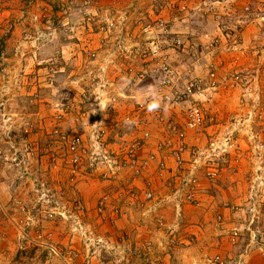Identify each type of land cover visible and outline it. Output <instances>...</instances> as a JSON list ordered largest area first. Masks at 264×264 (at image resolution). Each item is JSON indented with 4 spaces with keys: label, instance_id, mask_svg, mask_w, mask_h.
I'll return each mask as SVG.
<instances>
[{
    "label": "crops",
    "instance_id": "obj_1",
    "mask_svg": "<svg viewBox=\"0 0 264 264\" xmlns=\"http://www.w3.org/2000/svg\"><path fill=\"white\" fill-rule=\"evenodd\" d=\"M4 1L6 3L5 8L0 9V38L4 37L5 31L8 30L11 24L12 26H15L14 35L10 36L6 41L10 43V41L15 40L17 38L15 35L19 36L20 40H22L25 34L24 32L21 33L20 30H24L26 24L29 22L31 25H36V21L39 23L38 19H36L39 17V10L35 12V18H32L35 14L34 9H37L36 7L40 3L43 4V1L45 0ZM93 1L95 12L97 10L98 13H102L104 9L112 10L110 8V2V6L108 7V2H105V0ZM162 1L163 2L159 5V11H161L158 15H162L173 22L176 20L174 29L176 32L184 34L187 38H189V36L186 35L188 34L187 32L193 33L194 35H190V40L197 42L198 44L207 43L211 38L216 36L222 37L223 41L220 48L212 54L205 55L201 50L199 53L196 51L190 53L187 49L184 51L172 52V63L178 77L177 85L184 87L186 82L194 77H201L205 82H208L210 80V73L213 70H216V81L217 85H219L217 91H209L205 96L206 104L209 107L210 112L216 116L217 124L202 130H189L186 133L188 150L184 154L185 171H183V173H186L194 165V151L196 149L205 148L208 142L213 138L221 139L229 129V118L237 109L238 98L240 96V89L238 87L234 89L229 87L235 74L242 75L244 77L243 85L251 84L249 86L253 89H256L257 86H259V82L260 84H264V81H262V75L264 76V58L259 55L261 52V50L259 52V46L261 45L260 41L264 37L263 27L261 26L264 24L258 19V13H260L261 10H264V0H221L219 4L222 5V12L221 10L220 12L223 13L225 17L228 16L227 18L223 19L222 16H219V18L212 23H207V19L209 18L208 14V17L203 21H195L192 23L191 19L188 18L187 21H189V23L186 24L187 30H183V28L181 29V26L185 24L183 23L185 20L181 21V16L172 17L171 15L173 13H176V15L179 14L178 7L175 5L174 1ZM76 2L84 4V0H76ZM118 2L115 6L119 11L122 6L120 4L122 0H120V3ZM205 2V0H187L188 9H195V11H200L198 13H203L204 15V11L208 10ZM131 5L135 7H133L134 12L135 9L141 8V6H136L134 3H131L130 6ZM247 5H251L252 13L245 11ZM27 14H31L32 17L25 18ZM53 14H55V19L56 16H60L57 20V22L60 23L58 26L59 30L57 28L59 32L57 31L52 40L41 45L34 56L36 60L33 59L30 63L28 58H25L29 62L28 67L30 68L34 66L39 60L54 56V53L57 51L60 52V50H64L62 51L65 53L64 56H70L68 58L74 57V63L67 67V74L76 75L78 74L76 71V68L78 67H75L78 64L77 59L82 61L80 47L82 46V49H84V44L82 42L79 44L77 43V37L79 38L80 34H85L84 27H82L81 24L79 28L77 27L78 23L82 22L83 12L80 11V8H76ZM151 16L155 17V15H150V17ZM233 16L237 17L235 18ZM107 18L108 17L105 19ZM232 19L237 20L236 26L237 24H240L242 27V36L239 35L238 32H223V26H221L223 21ZM229 34L231 35V38L228 39L227 36H229ZM103 35V33L94 35L95 37L89 47L98 51V47H102L105 44L106 48L108 40L112 39H106ZM236 35H239L245 44V49L247 50H245L244 54H241V52L237 50L232 51L228 48L232 43L233 37ZM78 46L80 50L74 51L75 47ZM102 50L103 48L101 51ZM57 55H60V53ZM27 57H29V55ZM81 64L79 63L80 67ZM33 68L38 69L40 67L34 66ZM259 74L261 77L258 82ZM73 79L77 80L79 78ZM255 83H257V85H255ZM88 86L89 85H84V83L81 82L80 85H71L70 88L74 93H77V96L81 97V95L92 91ZM119 86V92L121 93V91H125L129 94V98H119V113H116L115 115H130L135 121H139L140 124L136 125L135 123H132L130 129L122 130L121 128L118 131H111L110 141L113 150L120 151V147H125V145L139 136L142 133V130L147 129L151 132V136L139 153L140 158L146 162L147 166L143 174L139 177H135L130 171L122 169L118 172L117 179H104L103 182H101L99 179H92L91 177L95 174L102 176L104 169H89L88 163H85L80 177L74 184L75 186L77 185V192L87 206V214L89 217L96 216L97 205L99 200H101L100 198L102 195L111 192L109 196L114 197L119 191L130 189L136 193V196L133 199H129V203L125 206V213L108 229L106 228L109 226L108 224H102L104 226L103 228L106 230L105 232L108 233L110 238H112V241L119 243V241H123L125 237H131L134 242L139 240V242L142 243L146 240H151L155 243L166 244L156 229L157 221L155 218L158 216L157 214H160V216L168 218L170 223L176 228L178 244L175 249L182 251V248L189 246V239H193L191 236L196 235L199 239H202L203 236L211 238V241H209L211 243L209 245H205L206 243H204V241H199L201 244H204L202 246L205 249H209V247L212 246V249L215 252L220 251L224 254H228L230 251L237 252L238 250L239 252L243 250L244 243H240L238 246L230 244L228 234L232 229L240 226L244 227V224L246 225L248 222L245 212L243 208H241L246 201L243 200L246 193L245 189L247 187L246 185L244 186V182L247 184V174L249 170H251L252 161L250 158L251 154L247 152L246 139L242 138L244 152L241 154L242 159L240 162H230L218 180H208L205 176L204 170L199 169L198 177L200 186L197 196L200 204L191 205L183 201L181 196L176 194L180 193L177 189L181 186L183 174L177 168L174 158L169 153L158 150V143L161 142L166 133L156 120L155 108L152 107L147 113L143 112L140 113L139 116L137 115V113H139L137 112V103L144 99H148L151 95L154 96V93L157 91V85H144L143 83L137 82L133 85ZM261 86L264 87V85ZM262 93L264 97V91ZM53 94L54 95L45 99L49 101H56L59 99L58 91L57 93L53 92ZM80 97L79 99L76 98L78 105L80 104ZM161 100L162 99L159 96L155 95L154 102H161ZM11 103L15 106L11 111L16 116V122L22 121L20 127L23 126V122L24 120L26 121L27 118L31 119L34 125H36L32 134L29 136V148L32 151L30 154L33 156L35 155L37 152L36 150L39 147L38 145L43 144L42 140H44L43 137L45 134H48V138H52L51 142L53 147L50 150H47L45 156H40L41 159L38 160L39 163L34 162L32 166L29 167L28 161H25V159L22 158V161H24L26 165L25 168L31 169L33 174L40 172V177L47 175L49 179L47 183L55 189L62 186L67 188L66 182H64L62 178L70 176V163L66 156V147L62 144H57L59 142L58 140H55L56 136L51 134L55 123L52 121L49 111L43 110L42 105H36V107L34 106L30 112H24L22 105L20 106L15 94L12 96ZM188 104V102H183L179 105H171L170 107H165L163 112L165 115L171 116L178 122L183 123L185 120V109ZM145 123H148V125L146 126ZM62 125L67 130L82 133V129L76 126L73 118L66 119ZM261 127L262 130H264V123ZM40 134L43 135L41 139L39 137ZM36 140H38V142L40 140L41 143L38 144ZM21 147L23 148L19 149L21 154L26 155V150L28 151L27 145L25 144L24 146V144H22ZM41 150L43 151V149ZM48 154H50V156H48ZM151 156H154V159L151 160ZM160 162H163L167 166V170L164 171L162 175L158 170ZM149 190L155 195V199L152 201H146L145 193ZM0 210V226L2 227L0 229L5 230L0 234V261L2 260L1 263H5L8 262V255L12 254L7 251V248L12 247L2 241H5L8 238V236H6L8 229H10L12 233L13 230L11 226H7V224H9L8 221L4 223L6 226L3 228L4 226L1 220L6 216L15 217L8 213L5 205H0ZM220 215L222 216V222L220 221L221 226L219 228L218 222L214 223V221L215 219H219ZM60 228V225L57 227L56 225L50 227V229H54L53 231L59 230ZM67 243L68 241H65V244ZM13 248L15 249L16 246ZM249 264H264V256L257 253V251L252 252Z\"/></svg>",
    "mask_w": 264,
    "mask_h": 264
},
{
    "label": "built area",
    "instance_id": "obj_2",
    "mask_svg": "<svg viewBox=\"0 0 264 264\" xmlns=\"http://www.w3.org/2000/svg\"><path fill=\"white\" fill-rule=\"evenodd\" d=\"M178 10L185 11L188 9L187 0H173ZM208 7L207 11H215L217 4L221 0H205ZM57 7L64 12L66 10H73L80 8L83 12V19L78 23L77 27H84L85 34H80L77 40L79 42H87L94 35L103 33L106 39H114L115 44L113 48L106 53L105 61L114 63L117 61V66L124 69L126 74L134 82H144L148 78L155 81L153 85H157V91L154 96H149L137 103V115L140 113H147L152 107L155 108L156 120L158 124L165 128V137L158 143V150L169 153L174 158L177 168L183 174L181 179V186L176 193L181 196V199L191 205H199L200 201L197 196V191L200 186L198 177L199 169H204L206 178L210 181L218 180L224 170L226 169L230 157L236 162L242 159L243 152L242 138L246 139L247 151L251 154L252 163L254 165L253 171L250 174L249 180V215L250 221L247 228L249 232V242L243 253L237 257H224L223 255H216L210 260L211 264H247V258L254 247H259L260 251L264 252V230L254 229L253 225L260 220L264 214V139H261L262 132L255 129V120L262 118L263 111L261 109L260 94L264 91L263 87L258 83L259 91L254 96L255 92L252 87L244 84V77L237 74L233 77L229 84L232 89L238 87L240 89V96L238 98L239 109L235 111L229 118V129L221 139L213 138L208 142L203 149H196L194 151V165L186 173L184 154L188 150L186 142L187 130L206 129L217 124L216 116L213 115L206 104L205 96L209 91H217L218 86L216 81V70L211 71L210 80L205 82L201 77L190 78L184 87L177 85L178 77L172 63L173 51H184L189 45V50L199 53L201 50L205 55L212 54L220 48L222 44V37L216 36L211 38L207 43L198 44L197 42H189L188 38L179 32H176L175 21L166 19L162 15L155 17L141 18L135 22V30L131 33L122 31L114 22L109 21L101 23L98 27L96 23L97 13L90 0L84 1V4L78 3L75 0H56ZM0 0V7H2ZM245 10L251 11V5H247ZM43 21H45L50 29L49 31L36 30L35 35L26 37L30 47L37 50L39 44L52 40L57 28L51 14H44ZM126 16V15H125ZM258 19L264 24V10L258 13ZM79 28V27H78ZM95 28L99 30L95 32ZM120 29V32H119ZM118 30L120 34L114 35ZM124 30V29H123ZM224 37V35H223ZM231 38V35L227 36ZM240 37H233L230 50H238ZM27 42L24 43V48H27ZM28 45V46H29ZM86 45V52L91 56H96V53ZM202 48V49H201ZM30 49V48H29ZM21 55L26 56L28 50L23 49ZM241 54L245 53V49H240ZM264 58V45L260 52ZM63 57L56 55L42 60L38 65L40 68L31 69L25 74L24 86L27 97L30 103H39L50 113L52 121L55 126L51 134L56 136L58 142L66 147L69 163L70 176L69 180L74 184L80 177L85 163H88V168L95 170H102L104 178L109 179V174L117 169H124L130 171L135 177H139L146 169V162L140 158V150L146 144L151 136V132L147 129L142 130V133L137 136L125 147H120V151H114L110 141L111 131H118L121 128L131 124L133 117L130 115L118 116L119 98H129V94L125 91L117 92L116 87L107 85L108 81L102 79L98 85L91 86L92 91L83 95L77 96L74 91L68 87L64 89L61 98L58 101H49L46 103L42 86H50L52 90L58 88L55 83L57 76L66 71V65L62 63ZM44 71L47 78L44 80L49 85H42L40 76ZM262 81H264L262 77ZM52 84V85H51ZM71 86V85H69ZM115 86V85H114ZM6 81L0 87V117H2L3 127L7 132V137L12 142V131L14 123V113L11 111L9 105V89ZM112 88L111 90H109ZM262 89V90H261ZM155 95L159 96L161 102H154ZM252 96V97H251ZM81 98L80 104H77V99ZM251 97V102H250ZM77 98V99H76ZM183 102H188L185 109V120L182 124L171 116L165 115L163 110L165 107L171 105H179ZM252 110H246L247 105H250ZM73 118L77 127L83 126L88 130L90 141L88 142L84 135L79 132H73L64 128L62 123L66 119ZM88 124V127H86ZM146 126L148 123H145ZM36 125L27 124L22 129L24 140L27 142L29 136ZM18 152V148L14 147ZM193 152V151H192ZM30 153H28L29 155ZM150 159H154L151 156ZM159 173L162 175L167 170L166 164L160 162L158 166ZM127 195L131 198L136 196V193L128 189ZM122 191L119 194V201L122 202L113 207V210L119 211L120 207H124L127 203L124 199ZM44 196H48L44 194ZM147 200H154L155 196L152 191H146ZM130 198V199H131ZM100 203V211L104 212L107 206L111 203L109 196L104 195ZM111 205V204H110ZM79 209L83 211L85 207L79 203ZM75 221L76 229L81 231L83 240L86 242L88 251L95 246H105L104 239L92 236L90 230H85L82 222L78 216L70 215ZM163 226V223H160ZM244 234L238 228L230 232L229 240L233 245L237 244ZM172 236V234H171ZM177 236L174 234L170 237V242L174 246L177 244ZM47 247L60 254L59 250L52 244ZM156 244L152 241H146L137 248L140 256L142 254L154 257L156 253ZM69 252V251H68ZM66 258L64 259V261ZM66 261V264H71Z\"/></svg>",
    "mask_w": 264,
    "mask_h": 264
},
{
    "label": "rangeland",
    "instance_id": "obj_3",
    "mask_svg": "<svg viewBox=\"0 0 264 264\" xmlns=\"http://www.w3.org/2000/svg\"><path fill=\"white\" fill-rule=\"evenodd\" d=\"M2 1V7L0 9L5 8V1ZM76 1V0H75ZM87 1V0H84ZM93 7H94V1L90 0ZM105 2H108V7L110 6L109 2L111 3L110 8L112 10H105L102 13H97L96 16V23L94 25H97L95 27H98L100 22L105 23L112 20L117 26H123L120 28L122 31L131 33L135 30V22L138 21L141 18H148L150 15L157 16L159 14V5L162 3V0H122L120 3V0H105ZM120 3L121 9L118 11L116 8V4ZM131 3H134L136 6H141V8L135 9V12L133 10V5L130 6ZM188 6V4H187ZM220 4H217L215 11H204L203 13H198L200 11H195V9H187L185 11H180L179 14L176 15V13L171 14L172 17L175 16H181V21L185 20L183 23H185L183 26H181V29L187 30L186 24L189 23L188 18L191 19V22L195 21H203L205 18L208 17L207 23L215 22L219 18V16H222L223 19L227 18L222 12ZM114 7V8H113ZM37 9H34V13L39 10V17L38 19L39 23L36 21V25H31L30 22L26 24V28L24 30H20L21 33L24 32V36L22 40H20L19 36L15 40H12L7 42L6 40L14 35L15 26H12L10 24V27L7 31H5V35L3 38H0V87L3 84L4 81H6V84L8 85L9 89V105L10 108L13 110L15 106L12 105L11 99L12 96H14L17 99V101L20 103V106L22 105V108L24 112H30L31 109L36 107V105L40 106L39 103H30L24 86V80H25V74L27 72H30L31 69L38 65L42 60L37 61L34 66L28 67V63L36 58L34 57L36 55L37 50L41 47L42 44L46 42L40 43L37 50L33 49L29 45V41L25 40L26 37L34 36L36 33V30L39 29L41 31H49L48 29L49 25L43 21V15L44 14H51L54 22L55 27L58 28L60 25L57 20L60 16H56L53 13H60L61 10L57 7L56 0L43 1V4L40 3L37 7ZM135 8V7H134ZM221 10V12H220ZM33 11V10H32ZM246 12L252 13L253 11H247ZM31 13V11H30ZM134 13V14H133ZM181 14V15H180ZM208 14V15H207ZM36 13L31 16V14H27L25 18L32 17L35 18ZM126 15V16H125ZM253 15V14H252ZM108 17L107 19H105ZM152 17V16H151ZM237 17V16H233ZM221 19V17H220ZM236 19L223 21L221 26L223 32L233 31V33H239V35L242 36L241 32V26L240 24L236 26ZM18 24V23H17ZM79 27V26H78ZM229 27V28H228ZM263 27V34H264V25ZM18 28V27H17ZM63 28V27H61ZM119 29V32H120ZM231 29V30H230ZM59 30V28H58ZM57 30V31H58ZM59 32V31H58ZM95 32L98 33L99 30L95 28ZM118 30L115 32L114 35L120 34ZM189 36V42L192 43L190 40V35H194L191 32H187ZM238 35V36H239ZM264 36V35H263ZM95 36H93L91 39L87 40V42H82L84 44V49H82V46L79 48L75 47L74 51H81L82 54V61L77 59V66L76 68L78 74L76 75H68L66 68V71L63 73H60L57 76V82L55 85L58 86L57 89L52 90L50 86H42V93L44 95V98H47L51 95H54L53 92L57 93L59 95V99L62 96V93L64 89H67V85H80L81 82L84 83V85H89L88 87L91 88L93 85H98L101 80L104 78L108 81L107 85H113V87L120 88L119 85H133L137 82L131 81V78L126 74L124 69H120L117 66V61L114 63L110 61H105L107 58V54L114 46L115 40H108L105 48V44L102 47H98V51L96 49H92L96 56H91L86 52V45H91L93 39ZM27 42V48H24V43ZM239 42L238 50L245 49V44L241 40ZM79 44V40L77 41ZM261 45L259 46V52L262 50V47L264 45V37L260 41ZM244 44V45H243ZM93 45V44H92ZM242 45V46H241ZM229 47V46H228ZM30 48V49H29ZM103 50L101 51V49ZM189 45H187V50H189ZM23 49L28 50V54L26 56L21 55V52ZM106 49V51H105ZM247 50V49H245ZM60 50L55 52L54 56L60 53L61 57H63L62 63L68 67L69 65H72L74 63V57L68 58L70 56H64L65 53H63ZM83 52V53H82ZM191 53L192 51L189 50ZM248 54V53H247ZM29 55V57H27ZM79 55V54H78ZM77 55V56H78ZM52 56V57H54ZM25 58H28L26 60ZM81 64V67L79 65ZM264 66V65H263ZM262 70V69H260ZM231 73V72H230ZM241 73V72H238ZM264 74V73H263ZM237 75V73L235 74ZM261 75H258V81ZM263 79L264 76L262 75ZM47 78V74L42 71L41 72V82L42 85H49L44 80ZM73 78H79V79H73ZM146 81V82H145ZM144 82L138 81V83H143L151 85L154 84L155 81L151 78H148ZM52 85V84H51ZM115 85V86H114ZM184 85V84H183ZM251 85V84H249ZM257 85V83H255ZM260 85H264L261 83ZM110 88L109 90H111ZM264 88V87H263ZM255 92L254 96L258 93L259 87L257 86L256 89H253ZM262 90V89H261ZM44 91V92H43ZM117 92H119V89H117ZM75 94H77L75 92ZM250 97V102H251ZM261 98V109L263 111L262 118H257L255 121L256 130L262 132L261 139H264V130H262V124L264 123V97L263 93L260 94ZM57 99L56 101H58ZM46 103H50L49 100H46ZM55 101V102H56ZM54 102V100H53ZM206 102V101H205ZM237 104V109L238 110ZM43 110L48 111L45 109V107H42ZM246 110H252L251 104L247 105ZM234 113V112H233ZM27 118V120L23 122L24 124H34L31 119ZM22 121L16 122V116L14 117V125H13V131H12V142L7 137V132L5 128L3 127L2 123V117H0V205H5L8 213L12 214L15 218L6 216L4 219L2 218V224L3 228H5L6 223L8 221L9 224L7 226H11L12 231L8 229V233L6 236L8 238L5 241L8 246H11L12 248H7V251H9L8 255V262L1 263L0 264H66V261H69L71 264H211L210 260L215 257L216 255H221L220 251H214L212 249V246L209 247V249H205L199 241H204L206 243L205 245H209L211 242V238L207 236H203L202 239H199L196 235H192L191 237L193 239H189L190 244L187 247L182 248L183 250L175 249L176 245H172L170 242V237H172L174 234L177 235L176 228L173 226L172 223H170L169 219L163 216H160V214H157L158 216L156 219V229L160 233V236H162V240L165 241L166 244L162 243H155L157 247L156 253L152 259V257L149 258V256H146L142 254L141 256L137 253L139 252L137 248L141 246L142 244L146 243V240L144 242L138 241H132L131 237H125L123 241H119V243H116L115 241H112V238L108 236V233H106L104 226L102 224H108L109 226L106 227L107 229L113 226V224L121 217L126 210V205L129 203V199L131 197L127 196L130 195L128 193V189L121 190L123 194V198H126V205L124 207H120L121 210L116 211L113 210V207L118 206L122 201H119V194L121 191H119L117 194L114 195V197L109 196V199L111 201V205L109 204L107 208L104 210V212L100 211V203L102 201L99 200V203L97 205V213L96 216H90L87 214L88 209L86 204L83 202L81 196L77 192V188L75 184H72L69 180V176H65L62 178L64 182H66V187H60L58 189H55L53 186H50L47 181L49 180L47 175L40 177V172L38 173H32L31 169L25 168V162L22 161V158L25 159V161H28L29 167L32 166L34 162L39 163L38 160H40V156H45L47 153V150H50L53 147L52 144V138H48V134L44 140H42V145H38V149L35 151V155L33 156L28 153L32 152L30 150V141L26 142L23 138L22 134V127H20V123ZM132 123H135L136 125H139V121L132 120ZM131 123V124H132ZM131 124H127L122 130H127L131 128ZM88 127V124L87 126ZM80 129H82V133L85 137V139L89 142L90 136L88 130L84 129L83 126H80ZM51 130V129H50ZM33 132V131H32ZM32 134V133H31ZM43 135L40 134V139ZM38 139V138H37ZM57 141L58 139L55 138ZM24 141V142H23ZM38 142V140H36ZM41 141L39 140L38 144H40ZM25 144L28 147V151L26 150V155H22L20 152L21 145ZM57 144H61L60 142ZM18 148V152L15 151L13 148ZM56 148V146H55ZM25 149V147H24ZM43 149V151L41 150ZM50 152V151H49ZM244 152V149H243ZM242 152V153H243ZM248 152V151H247ZM42 153V154H41ZM249 153V152H248ZM50 156V154H48ZM44 159V158H43ZM232 159H229V164ZM252 160V159H251ZM254 168V165L251 161V170H249L247 174V184L244 182V186L246 185V193L243 200H246L244 204L241 206L243 208L246 218L248 219V222L246 225L244 224V227H236L241 228L244 231V240L240 243H244V246L246 243H248L249 237H248V226H249V180H250V174L252 173ZM120 169L115 170L111 174H109V179L107 180H114L117 179V174ZM127 171V170H126ZM145 171V170H144ZM143 171V172H144ZM103 176V175H102ZM98 174H95L92 179H99L101 182H103L104 176L102 177ZM39 180H38V179ZM88 192V189H87ZM86 192V193H87ZM197 191V195H198ZM44 194H47L48 196H44ZM68 194V196H67ZM67 196V197H66ZM155 196V195H154ZM134 198V197H133ZM131 198V199H133ZM155 199V198H154ZM146 201H150L147 200ZM79 203L85 207L83 211L79 209ZM247 203V205H246ZM263 204H264V198H263ZM1 211V210H0ZM157 212V211H156ZM70 215H76L78 216V219L82 222L83 227L85 230H90L94 237H100L104 239L105 246H95L94 248H91L90 251H88L86 247V242L83 240V235L81 231L76 229L75 221ZM100 220V223H99ZM220 221L222 222V216H219V219H215V222H218V227L220 228ZM163 223V226L160 225V223ZM56 225L61 226L59 230L50 229L51 226ZM217 225V223H216ZM0 228H2L0 226ZM55 228V227H54ZM215 228V226H214ZM254 229H261L264 230V214L260 217V220L256 222L253 225ZM5 231L4 229H0V234ZM10 231V232H9ZM110 233V232H109ZM14 234V235H13ZM172 234V236H171ZM66 239V240H65ZM178 239V238H177ZM65 241H68V245L65 244ZM199 242V245H198ZM238 243L236 246L240 245ZM52 244L54 247L59 250L60 254H56L55 252L51 251L47 245ZM197 244V245H196ZM201 244V245H200ZM231 244V243H230ZM67 245V246H66ZM196 245V247H195ZM16 248L14 249L13 247ZM232 247V246H231ZM215 248V247H213ZM205 249V250H202ZM69 251V252H68ZM137 251V252H136ZM181 251V252H180ZM242 251V250H241ZM229 252L227 255H231V257L234 259V257L238 256L240 252ZM257 253H260L262 256H264V252L257 251ZM226 255V256H227ZM228 257V256H227ZM66 260L64 261V259ZM5 261V259H4Z\"/></svg>",
    "mask_w": 264,
    "mask_h": 264
},
{
    "label": "clouds",
    "instance_id": "obj_4",
    "mask_svg": "<svg viewBox=\"0 0 264 264\" xmlns=\"http://www.w3.org/2000/svg\"><path fill=\"white\" fill-rule=\"evenodd\" d=\"M177 122H178V121H177ZM178 123L182 124L181 122H178ZM24 126H25V125H24ZM24 126H23V127H24ZM160 126H161V125H160ZM161 127H162V126H161ZM162 128H163L164 131H165V128H164V127H162ZM196 130H197V129H196ZM187 131H189V130H187ZM186 133H187V132H186ZM165 135H166V134H165ZM187 147H188V146H187ZM230 159H232L231 162H232V161H233V162H236L233 158L230 157ZM228 165H229V163H228ZM203 170H204V169H203ZM204 172H205V171H204ZM205 176H206V175H205ZM249 220H250V216H249ZM258 221H259V220H258ZM234 229H235V228H234ZM238 229H239V228H238ZM232 230H233V229H232ZM232 230H231V231H232ZM239 230L241 231V233L244 234V231H243L241 228H240ZM231 231H230V232H231ZM229 235H230V233L228 234V238H229ZM248 237H249V234H248ZM241 240H242V241L244 240V235L241 237V239H240V241H239L238 243H240ZM229 241H230V240H229ZM248 242H249V240H248ZM230 243H231V241H230ZM238 243H237V244H238ZM231 244H232V243H231ZM237 244H235V245H237ZM247 244H248V243L245 244L243 250H242L240 253H243V252H244V250H245ZM232 245H233V244H232ZM254 251H260L259 247H258V246H257V247H254V248L251 250V252H250V254H249L248 258H247V264L250 263L251 255H252V252H254ZM260 252L262 253V251H260ZM222 255H223L224 257H226V258L231 257V255H227V254H224V253H223ZM226 255H227L228 257H227ZM236 257H237V256H236Z\"/></svg>",
    "mask_w": 264,
    "mask_h": 264
}]
</instances>
